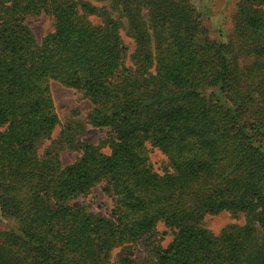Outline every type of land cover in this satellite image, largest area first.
<instances>
[{"label": "trees", "instance_id": "1", "mask_svg": "<svg viewBox=\"0 0 264 264\" xmlns=\"http://www.w3.org/2000/svg\"><path fill=\"white\" fill-rule=\"evenodd\" d=\"M124 7L133 67L118 22L90 2L0 0V219L15 223L0 229V264H111L116 247L151 245L158 223L172 241L151 247L155 264H264V0H239L226 41L208 37L191 0ZM41 14L54 29L38 43L24 19ZM51 81L81 92L88 123L108 130L100 147L62 135L80 152L66 167L37 152L59 123ZM101 183L108 217L70 205ZM222 212L247 222L213 235L202 221ZM116 264L137 263L126 251Z\"/></svg>", "mask_w": 264, "mask_h": 264}, {"label": "rangeland", "instance_id": "2", "mask_svg": "<svg viewBox=\"0 0 264 264\" xmlns=\"http://www.w3.org/2000/svg\"><path fill=\"white\" fill-rule=\"evenodd\" d=\"M88 1L95 7L108 13L112 19L119 24V34L122 43L126 47L125 65L133 67L136 64L139 45L137 36L131 28L127 14L125 13V3L130 0H83ZM134 2V0H131ZM197 11L201 15L202 24L207 30L208 37L211 40H228L234 30V16L236 5L239 0H191ZM140 18V22L147 23L148 14L145 10L134 5ZM92 24L99 25L100 18L90 17ZM24 24L31 30L36 41L40 43L44 37L52 33L54 29V20L46 14L27 15ZM150 47L154 62V46L149 32ZM239 69L247 63L246 59L239 61ZM154 64V63H153ZM151 68H153L151 66ZM243 71V70H242ZM49 90L53 99L54 109L58 116L59 123L54 129L51 139L45 141L37 148L39 155L50 151L59 155L63 167L73 164L79 157L80 152L69 149L61 142L64 134H70L77 144H87L100 147L101 142L107 138L108 130L105 128H96L88 123V116L92 110L90 101L84 97L81 92L65 88L57 82L49 83ZM149 163L157 173H163L168 166L166 156L158 149L147 145ZM101 152L109 154L107 147L101 148ZM103 184L96 185L88 194L79 196L70 201V205L75 208H84L87 213L108 217L113 201L103 192ZM247 222V216L244 214L233 215L228 212H222L216 216H206L202 221V226L213 235H219L224 229L230 226L242 227ZM15 226L13 221L0 219V229L6 230ZM172 241V235L162 223H158L155 234L151 239V245L148 242H139L130 245H121L112 250L110 254V263L116 264L126 251L133 253V259L137 264H155V259L151 247L165 248Z\"/></svg>", "mask_w": 264, "mask_h": 264}]
</instances>
